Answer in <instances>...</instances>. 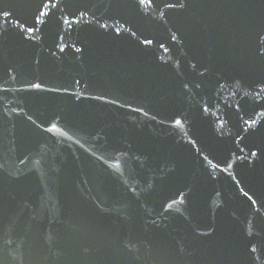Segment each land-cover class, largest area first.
<instances>
[{"label": "water", "instance_id": "1", "mask_svg": "<svg viewBox=\"0 0 264 264\" xmlns=\"http://www.w3.org/2000/svg\"><path fill=\"white\" fill-rule=\"evenodd\" d=\"M0 264H264V0H0Z\"/></svg>", "mask_w": 264, "mask_h": 264}, {"label": "snow or ice", "instance_id": "2", "mask_svg": "<svg viewBox=\"0 0 264 264\" xmlns=\"http://www.w3.org/2000/svg\"><path fill=\"white\" fill-rule=\"evenodd\" d=\"M34 87H37V88H39V87H40V85H38V84H37V85H34ZM253 155H255V153H253Z\"/></svg>", "mask_w": 264, "mask_h": 264}]
</instances>
